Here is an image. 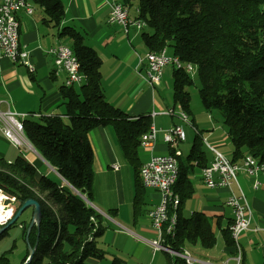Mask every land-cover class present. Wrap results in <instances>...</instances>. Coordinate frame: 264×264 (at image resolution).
<instances>
[{
	"label": "trees",
	"instance_id": "16d2710c",
	"mask_svg": "<svg viewBox=\"0 0 264 264\" xmlns=\"http://www.w3.org/2000/svg\"><path fill=\"white\" fill-rule=\"evenodd\" d=\"M29 1L43 9L46 23L53 27L61 24L64 7L60 0ZM137 11L136 16L145 22L141 37L149 51L166 48L195 67L203 107L208 112L217 110L226 128L232 146L230 159L236 162L251 155L264 162V0H137ZM58 35L69 39L84 82L78 90L62 86L66 118L23 120L27 139L55 169L58 180L45 174L36 177L35 166L21 155L11 161L0 157V189L21 202L33 198L41 207L40 222L28 235L30 245L36 243V247L27 264H89V259L100 262L105 256L96 241L105 230L102 216L80 196L91 201L93 151L88 133L93 128L111 125L132 167L134 213L143 189L140 138L149 130L151 116L129 117L108 102L101 88L99 55L73 26L63 25ZM172 79L173 101L188 113L186 87L193 80L182 68L173 69ZM177 162L178 175L172 187L179 196L175 233L171 236L163 231L162 245L176 252L186 243L211 248L215 235L207 217L201 211L184 216L180 210L182 200L193 192L188 169L206 164L197 136ZM26 228L23 225V235ZM225 235L226 242L232 244L228 228ZM174 260L173 264L179 258ZM0 264L12 263L2 254ZM110 264H124V260L112 256ZM166 264H172L170 259Z\"/></svg>",
	"mask_w": 264,
	"mask_h": 264
},
{
	"label": "crops",
	"instance_id": "0c3cea01",
	"mask_svg": "<svg viewBox=\"0 0 264 264\" xmlns=\"http://www.w3.org/2000/svg\"><path fill=\"white\" fill-rule=\"evenodd\" d=\"M60 2L64 7V18L57 27L46 23L43 9L33 3L32 13H26L24 10L17 12L19 42L28 52V65L13 63L0 51V111L9 109L26 114L24 119H37L43 116L66 118V99L62 96L65 73L54 71L53 56L48 49L59 43L70 47L69 39L58 35L63 25H69L80 32L84 43L92 47L101 59V88L106 100L123 110L129 117L141 114L151 116V126L156 129V135L151 146L145 147L140 144V162L144 163L150 154L170 152L163 134L179 121L176 115L166 113L168 109H173L175 112L180 109L179 104L172 100L173 95L169 89L175 68L166 66L160 83L149 85L143 78L145 64L138 63V59L149 51L142 41V29L131 26L124 31L121 26L108 20L110 4L113 2L126 5L129 16L134 18L137 15V0H60ZM70 87L78 90L81 84L74 83ZM190 126L194 131L183 130L184 141L189 140L187 148L190 149L194 138L197 136L200 139L206 164L213 156L209 147L212 146L224 153L222 152L225 149L224 143L228 139L226 129L224 135L217 133L218 127L213 124L207 130L198 129L193 119ZM108 127L112 128L111 125L93 128L88 133V139L93 151L92 166H95L105 177L112 176L118 186L116 193L119 199L113 198L110 194L96 195L94 189L92 201L95 205L90 201L94 209L98 210L106 206L113 210L109 222L114 229L109 238L111 244L113 241L115 243L116 253L112 256L122 258L124 264H166L168 259L173 264L176 257L179 261L174 264H237L236 256L240 253L238 264H264V174L258 173L252 177L239 173L237 185L230 188H208L202 182L201 167L189 168L188 175L193 185V192L189 198L182 200L181 213L188 216L193 211H201L210 222L215 242L211 248H203L199 243H186L179 254H173L152 244V241L158 238V234L150 223L148 212L158 204L157 190L143 187L141 202L136 213L133 210L134 187L131 185L129 189L128 186V195H124L126 182L128 181L129 185V180L131 181V171L128 173L130 164L124 161V157L115 147ZM2 140L10 144L0 130V141ZM29 144L30 146L24 149L14 147L16 151L11 155L0 148V157L11 161L18 155L23 156L35 166L36 177L47 175L45 170L48 168L55 172L30 142ZM226 146L228 147L227 143ZM22 149L26 155L22 153ZM178 149L182 156L188 153L184 154L179 147ZM231 152L229 148L226 150L227 157H231ZM31 154L36 156L32 155V159ZM113 164L117 165V169L112 167ZM55 174L57 175L56 172ZM255 181L259 183L257 187H254ZM238 189L245 194L252 211L249 229L241 233L238 238L239 252L233 243L226 242L225 235V230L233 216L231 207L225 202L227 197L236 193ZM100 214L103 219V214L101 212ZM256 227L261 229L254 230ZM107 229L105 226L104 232ZM98 245L104 250L101 243L98 242ZM181 254L187 255L189 261H186ZM89 261L91 264L99 263L96 259Z\"/></svg>",
	"mask_w": 264,
	"mask_h": 264
},
{
	"label": "built area",
	"instance_id": "2783aa9c",
	"mask_svg": "<svg viewBox=\"0 0 264 264\" xmlns=\"http://www.w3.org/2000/svg\"><path fill=\"white\" fill-rule=\"evenodd\" d=\"M24 10L26 13H32L33 4L29 0H0V51L1 54L9 58L13 63H22L28 65V52L19 42V20L17 12ZM138 13V11H137ZM108 20L115 23L124 31L133 26L136 29H143L145 22L135 16H129L128 8L121 3L113 2L110 4ZM48 52L53 56L54 71L57 73L63 71L65 79L64 87H70L74 83H83L84 75L80 69L79 62L72 52V49L65 44H57L48 49ZM138 63L145 64V74L143 78L151 86L158 85L161 81L163 69L166 66L173 68H182L188 74L195 70L192 64L185 62H177V56L172 55L166 48L157 51H148L142 58L138 59ZM30 69H32L30 67ZM180 108V106H179ZM169 115H176L179 119L178 123L174 124L163 134V139L168 143L170 150L173 153L150 154L146 163V181H141L145 188H153L159 193L158 204L148 212V218L152 227L157 231L158 221L161 217V206L163 196H170L171 186L174 185V177L178 174L177 157L181 155L178 145L184 141L185 134L181 123L187 121V114L180 108L177 112L173 109L166 110ZM21 117H26V114L10 111H0V130L4 138L12 143L17 148H27L30 146L26 143L21 134ZM156 129L153 126V132H146V138H140L141 146H151L154 142ZM213 153L212 159L207 164L201 167L202 182L208 188H230L237 185L239 173L246 176H256L258 173L264 174V162H260L251 155H246L240 161H232L229 157L222 154L214 147H209ZM112 167L117 169V165ZM258 181L254 182V187L258 186ZM18 200L14 197L13 200L0 199L4 212H9L3 217H0V226L7 223L15 211V204ZM225 204L232 209V220L228 225L230 239L239 252L238 238L244 231L248 230L251 223V208L246 199L245 194L241 189L236 193L230 194ZM169 225V224H168ZM260 227L254 230H260ZM152 244L159 248L158 241L153 240ZM185 255V254H184ZM187 261L189 257L186 255ZM240 253L236 256L238 264Z\"/></svg>",
	"mask_w": 264,
	"mask_h": 264
},
{
	"label": "rangeland",
	"instance_id": "374dc122",
	"mask_svg": "<svg viewBox=\"0 0 264 264\" xmlns=\"http://www.w3.org/2000/svg\"><path fill=\"white\" fill-rule=\"evenodd\" d=\"M65 43H67V42H65ZM170 67L171 66H168V68H170ZM171 68L173 69V67H171ZM190 76L193 80V83L191 85H189L188 87H186V91L189 93L190 98H189V111H187L188 113H186L188 119H187V121L182 122L183 130L185 132H188V129H191L192 131H194L192 129V127L190 126L191 120L193 119V123L197 125L198 129H206L207 130L213 124V125L218 127L217 133L224 135V131H225L224 129H226V128L223 124V121H222V118H221L219 112L217 110H212V111L208 112L205 110V108L203 107V105L201 103L199 91H198L199 80H198V76L196 73V69L191 73ZM172 80L170 79V84H169L170 92H172ZM175 105H177V104H175ZM209 115H210V118L208 119ZM107 129H109V131L111 133L112 141L115 144V147L123 156V153L121 152L122 150H121L120 146L118 145V142L115 138L116 136H115L113 129L111 127L110 128L108 127ZM112 141H111V143H112ZM188 143H189V140L188 141H182L178 145V147L183 151L184 154H186L189 150L188 149L189 147L187 148ZM226 143H227L228 147L226 146ZM226 143H224L225 149H224V151H222V152H224L223 154L225 156L228 155L226 153V150H228V148L230 151H232V146H231L229 138L227 139ZM12 145H13L12 143L8 144L4 140L0 141V148L4 149L6 152H9L10 155L16 151L14 148L15 146L14 145L12 146ZM23 149H22V153L24 155H26V153L23 152ZM227 152H229V151H227ZM32 153H34V152H32ZM32 155L36 156L35 154H31L32 159H33ZM123 159L126 163H128L125 158H123ZM128 167L130 168L128 173H130V171H131V181L129 180V185H128V181L126 182V186H125L126 191L124 192V195H126V194L128 195V186H129V189H130L131 185L134 187L133 170H132V167L130 165ZM45 171L47 172L46 174L50 178H52L54 180H58L57 175L55 174L53 169L48 168ZM91 173H92V193L95 189L96 195L97 194H101V195H104V194L109 195L110 194L113 196V198L119 199V196L116 193L118 191V186L115 183L112 176L105 177L102 172L97 171L95 166H92ZM129 179H130V176H129ZM124 181H125V178H124ZM91 202L94 204V202L92 201V197H91ZM98 210L97 211L99 213L101 212L103 214V225L106 226V228H108L107 231H105L104 234L97 239V241L102 244V246L105 250V256L99 262V264H110V259H111L112 255H114L116 253L115 252V243L113 241V243L111 244V242H110L111 238H109V237H111V233L113 234V229H114V226L112 224L110 225V222H109L110 218H111L110 215H111V212L113 210H110L106 206H103L102 209H98ZM31 217H32V208L29 207L22 212V214L17 219L16 223L14 225H11L8 228L7 234L0 239V255L4 254L12 264H21L24 257L28 254V247H27V243L25 241V235L22 234V229H23V225L25 226V225L29 224ZM88 262H89V264H91L90 261H88Z\"/></svg>",
	"mask_w": 264,
	"mask_h": 264
},
{
	"label": "bare ground",
	"instance_id": "6f19581e",
	"mask_svg": "<svg viewBox=\"0 0 264 264\" xmlns=\"http://www.w3.org/2000/svg\"><path fill=\"white\" fill-rule=\"evenodd\" d=\"M153 51H157V50H153ZM177 62H183V61H181L177 57ZM24 118L25 117H21V124H23ZM147 132H153V126L150 125L149 130ZM21 134H22V137L25 140V142L29 143V140L27 139V137L24 133V127L23 126H21ZM141 138H146V133H144L141 136ZM177 175H175V177H174V183L177 179ZM139 176H140L141 181H146V163L145 162L142 163L140 166ZM172 187L173 186H171V198H172V200L170 201V196H163V199H162L161 217L159 218L158 228H157V234H158L157 241H158L159 249H163V250L168 251V252L173 253V254H179L178 252L173 251V250H171V249H169V248H167L161 244L163 231H164V233L169 234L171 236L174 235V233H175V225H176V221H177L176 210H177L178 205H179V196L173 192ZM0 199L13 200L14 196H12L9 193H7L6 191H3L0 189ZM7 213H9V212L8 211L4 212L2 202H0V217H3ZM182 256L187 261L186 255H182Z\"/></svg>",
	"mask_w": 264,
	"mask_h": 264
},
{
	"label": "water",
	"instance_id": "95a60500",
	"mask_svg": "<svg viewBox=\"0 0 264 264\" xmlns=\"http://www.w3.org/2000/svg\"><path fill=\"white\" fill-rule=\"evenodd\" d=\"M80 196L85 200V202L87 204L91 205V202L84 195L81 194ZM29 207L32 208V217H31L29 224L27 225L26 234H25V241H26L27 247H28V255H27L26 260L22 264H27L29 262V260L31 259L32 255H33L34 249L36 247V243L33 246H31L28 243V235H29L31 228L33 226L37 227L39 222H40V219H41L40 204L38 203V201H36L33 198H27L23 202L17 201L15 204V211H14L12 217L10 218V220L7 223H5L4 225L0 226V234H1L3 231H5L10 225H12L19 218V216L22 214V212L25 209H27Z\"/></svg>",
	"mask_w": 264,
	"mask_h": 264
}]
</instances>
